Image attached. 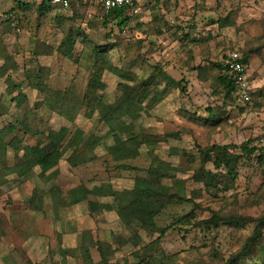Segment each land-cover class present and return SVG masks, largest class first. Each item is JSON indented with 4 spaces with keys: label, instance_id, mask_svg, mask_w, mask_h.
Wrapping results in <instances>:
<instances>
[{
    "label": "rangeland",
    "instance_id": "obj_1",
    "mask_svg": "<svg viewBox=\"0 0 264 264\" xmlns=\"http://www.w3.org/2000/svg\"><path fill=\"white\" fill-rule=\"evenodd\" d=\"M252 1L244 0L241 8L236 7L235 0H217L216 5L211 0H138L137 13L128 14L130 20L122 29L114 22L104 23L100 7L84 1L74 2L72 9L65 12L51 8L47 15H38L37 8L28 2L25 4L29 7L25 9L18 5L0 9V65L3 62L9 67L16 65V70L9 73L17 84L23 79L25 64L28 68L39 64L47 68L44 79L50 89L64 92L71 89L82 98L92 63L90 45L94 44L114 45L111 60L132 76L147 78L155 66H160L180 82L179 86L168 89L162 101L143 109L135 120L136 131L147 134L153 143L137 145L134 157L121 161H114L110 151L98 146L84 161H75V165H70L66 157L79 137L80 146L93 135L103 136L104 144L111 147L117 135L107 133V127L96 113L85 116V107L68 120L45 105H37L42 99L40 92L32 90L27 83L22 85L30 104V130L15 131L9 139L16 135L20 146L30 147L54 137L63 126L69 129V134L50 198L58 203L57 215L49 198L45 200L43 215L27 209L25 200L31 192H45L49 184L38 175V169L23 181L7 172L6 166H12L21 152L15 155L9 150L6 163L0 162V183L3 182L0 198L4 209H9L4 214V229L18 242L21 263L82 264L80 258L74 257L63 261L58 248L77 246L83 230H91L95 240L109 242L113 234L124 233L115 207L93 214L86 202L69 205L68 191L79 184L90 189L105 182L117 190L130 189L137 177L145 175L155 158L178 169L176 176L183 186L179 189L180 197L193 200L174 202L155 218L156 224L165 228V234L157 240L158 248L148 247L149 254L158 258L174 254V264H222L212 259V250L228 256L239 248L264 214V163L258 160L260 155L264 160V8L261 10ZM211 4L216 6L213 12ZM225 17L228 24L220 26L219 20ZM253 26L258 27L257 33L252 30ZM68 27L79 28L87 36L84 43L81 37L78 39L71 58L55 51ZM235 49L247 58L249 81L254 88L251 99L245 102L225 98L216 82L218 72L213 64L223 62ZM35 50L39 52L36 59ZM31 60L36 63L33 65ZM120 81L117 72L103 73L99 94L105 102L112 103L119 96ZM4 86L2 77L0 89ZM3 95L1 101L7 104L9 96L3 98ZM8 106V112L0 116V128L11 122L16 113L14 107ZM24 111L21 108L20 112ZM75 134L76 138L69 143ZM247 142L261 151L247 157L240 149H231L241 157L236 165V177L227 190L207 191L201 183L193 181V173L202 165V150L212 145L238 146ZM205 167L212 168V165L207 163ZM191 211L195 222L209 219L214 213L229 221L235 219L239 224L221 223L210 230L174 223ZM23 233L29 237L23 238ZM139 235L142 242L132 241L122 248L116 247L117 259L138 263L146 250L143 246L158 237V234L146 236L141 231ZM191 248H196L199 255L193 256ZM91 256L93 261L99 260L95 248L91 249ZM156 262L150 261V264Z\"/></svg>",
    "mask_w": 264,
    "mask_h": 264
},
{
    "label": "trees",
    "instance_id": "obj_2",
    "mask_svg": "<svg viewBox=\"0 0 264 264\" xmlns=\"http://www.w3.org/2000/svg\"><path fill=\"white\" fill-rule=\"evenodd\" d=\"M73 3H71L68 11L72 9ZM26 7H29V5H21L23 9ZM136 7L139 8L138 3H136ZM36 8L38 15H47L52 6L48 3V0H41ZM100 9L103 12L104 23L114 22L120 29L130 20L128 10L124 6L109 10L102 7ZM219 23L220 26L225 25L226 17L219 20ZM80 37L81 42L87 41V36L82 30L68 27L60 43L56 46L55 51L66 58H71ZM113 47L114 45L111 44L90 45L92 63L86 92L82 98L77 96L71 89L67 92L50 89L44 79L48 73L45 71L47 70L45 66L37 64L28 68L25 64L23 67V79L17 84L9 73L10 70H16V65L13 64L9 67L6 62L0 65V78L4 77L5 79L6 95L10 97V102L14 103L16 110V113L12 115V121L0 128V162L6 163L7 152L9 150H12L15 155L21 152V156L17 157L12 166H8V168L6 166L7 172L16 174L23 181L30 179L35 169H38V175L46 179V181L48 180L49 184L48 190L45 192L40 189L39 191L42 192H38L37 190L31 192L27 198L31 210L46 213L45 200L46 198L51 200V195L54 193L53 178L57 174L58 163L65 154L64 142H66V138L68 137L69 129L63 126L59 128L54 137H48L44 143L39 142L30 147L20 146V139L16 135L9 139V136L15 133V131L26 133L30 130L28 122L30 104L27 94L22 88L24 83H27L31 89L40 92L42 99L36 102L39 103L37 105H45L48 109L68 120H71L80 108L85 107V116L92 117L96 113L98 119L107 127V133L117 135L113 146L108 147L103 142V136L93 135L84 139L82 146H80L78 141L80 140L81 142L82 139L79 137L74 141L76 138L75 134L69 140V143H72V140L74 141V144L71 146L73 150L66 157V161L70 165H75V161H84V157L98 146H104L106 150L110 151L114 161H121L133 158L137 145L154 142L151 141L147 134L136 131L135 120L143 109L151 108L156 103L162 101L168 89L173 86H179L180 82L169 76L160 66H155L152 73L143 79L132 76L129 72H124L110 58V51ZM38 53V50L33 52L34 59H36ZM226 59L227 56L223 62L213 64L218 72L216 82L224 92L225 98L234 99L235 87L232 78L227 73ZM241 61L245 65L248 63L246 56H242ZM30 62L33 65L36 63L32 60ZM104 72H117L118 77L121 79L117 84L119 96L112 103L105 102L101 94H99V83ZM1 99L0 116L8 112L7 107H5ZM21 108H25L26 111L21 113ZM172 135L168 134L170 137ZM233 148L240 149L242 154L247 157L261 151V149L255 146H249L248 142L238 146L212 145L207 147L201 151L202 165L193 173V181L201 183L207 191L217 189L227 190L230 182L236 177L235 169L241 157L239 154L231 151ZM258 160L262 164L264 163L261 155L258 157ZM207 163H211L212 168L205 167ZM116 167L121 168L120 166ZM176 172H178V169L171 166L169 162L155 158L146 170L145 175L137 177L130 189L117 190L110 182L101 183L90 189L83 184L71 188L68 191L67 202L69 205L86 202L91 207V213L93 214L99 211H111L115 207L119 221L125 232L113 234L112 242H109L107 240H95L91 230H83L80 232L77 246L58 248L57 252L61 255L63 261L67 257H74L80 258L82 264H150V261H157V264H174L176 261L174 254L169 256L164 255L161 258L159 257V259L156 255L151 256L147 249L150 245H153L152 248H158L159 243L157 240L165 234V228L159 227L155 222V218L174 202L182 203L193 200L192 198L183 199L180 197L179 189H182L183 186L182 180L177 178ZM2 183H0V186ZM90 196L93 198L91 199ZM102 199L108 200L102 201ZM50 204L52 205L53 213L57 215L58 203L56 200H51ZM194 218L193 211H191L177 218L174 223L180 225L194 224L197 227H207L210 230L219 227L221 223H229L230 225L239 224L235 219L229 221V219H223L214 213L209 219L195 222ZM263 230L264 214L257 220L253 226L252 233L242 242L236 251L225 256L219 250L214 249L211 252L212 259L217 262L220 261L222 264H264ZM140 231L146 236L158 234L157 238L143 246L146 250L140 255V261L138 263H131L125 258L117 259L115 255L118 247L122 248L132 241H136L137 243L142 242L139 235ZM92 248L96 249L99 256V260L96 262L93 261L91 256ZM191 249L193 256L199 255L196 248ZM25 261L30 263L28 259H25ZM16 263L14 262V264ZM17 264H26V262L21 263L19 260Z\"/></svg>",
    "mask_w": 264,
    "mask_h": 264
},
{
    "label": "built area",
    "instance_id": "obj_3",
    "mask_svg": "<svg viewBox=\"0 0 264 264\" xmlns=\"http://www.w3.org/2000/svg\"><path fill=\"white\" fill-rule=\"evenodd\" d=\"M89 1L109 10L112 8L126 7L128 14L137 13L136 3L138 0H48L53 9L67 11L72 2ZM12 26H15L12 23ZM242 57L238 51H231L226 59L227 73L234 83V97L239 101L251 99L247 66L241 61Z\"/></svg>",
    "mask_w": 264,
    "mask_h": 264
},
{
    "label": "crops",
    "instance_id": "obj_4",
    "mask_svg": "<svg viewBox=\"0 0 264 264\" xmlns=\"http://www.w3.org/2000/svg\"><path fill=\"white\" fill-rule=\"evenodd\" d=\"M40 1L41 0H0V9L12 8L13 6H16V5H18L21 8V5L25 4V2L31 3L32 6L34 5L35 7H37V5L40 3ZM211 1H213L216 5L217 0H211ZM225 1L229 2L230 0H225ZM226 2H225V4H226ZM235 2H236V7L242 8L244 6V0H235ZM252 2H253V4L255 3V6L259 7L261 10L264 8V0H253ZM211 8H212V12H213V10H215L216 6L214 7V5L211 4ZM227 24H225V25H227ZM225 25H223V26H225ZM252 30L257 33L258 27L253 26ZM236 51H238V50H236ZM240 55H241V57L243 56L241 53H240ZM246 66H247V70H248V63ZM249 66L251 67V65H249ZM248 78H249V74H248ZM249 86H250V95H251L254 91V88H253V85L250 81H249ZM32 90H35V89H32ZM0 94H4L3 98H5V96L6 97L8 96V95H6V86H4L2 89H0ZM3 104L5 105V107H9L8 105H10L11 107H14V103L10 102V97H9L8 103L7 104L3 103ZM25 201L27 202L26 205L28 206L27 209L29 211L33 212L34 214L38 213V214L43 215L39 211L31 210V208L29 207L28 201L27 200H25ZM7 204H8V202H7ZM5 212L9 213V209H6V210L4 209L3 200L0 198V264H14V262L18 263L20 260L19 254H18L19 253L18 242L13 241V238L4 229V226L6 224V221L4 219ZM23 234H24L23 238L29 237L28 236L29 234H27V233H23ZM8 236H10V239ZM16 238H17V235H16Z\"/></svg>",
    "mask_w": 264,
    "mask_h": 264
}]
</instances>
